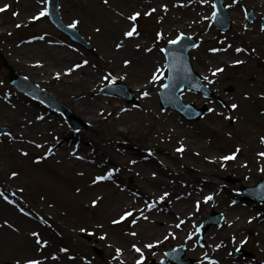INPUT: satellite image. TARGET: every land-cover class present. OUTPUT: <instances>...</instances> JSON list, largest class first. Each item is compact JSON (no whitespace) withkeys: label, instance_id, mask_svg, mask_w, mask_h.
Instances as JSON below:
<instances>
[{"label":"bare ground","instance_id":"bare-ground-1","mask_svg":"<svg viewBox=\"0 0 264 264\" xmlns=\"http://www.w3.org/2000/svg\"><path fill=\"white\" fill-rule=\"evenodd\" d=\"M36 1L0 0V8L8 5L7 8L16 13L9 20L0 19V33L17 25L41 20L31 19L40 12L34 10ZM126 1L108 0L105 3L104 0H64L62 10L65 7L68 11L72 6L86 10V17L99 20V17L104 16L109 20V26L102 27L92 22L94 19L83 23L98 25L101 33L96 34L97 44L102 52L96 62L73 70L70 74H66L69 68L64 64L74 56L62 50L56 42L47 41L48 38L42 32L43 25H40L38 32L32 34L28 40L11 37L6 39L5 44H14L17 47L11 46L14 53L19 54L16 59L17 66L24 68L35 83L43 84L54 80L55 91L76 108V112L84 121L97 130L102 129V135L89 132L64 133L59 129L55 116L41 114L36 105L24 103L23 99L18 98L21 96L0 87V122H10L14 129L8 138L0 141V190L5 191L9 198L16 202L9 204L0 198V245H12L2 253L9 252L8 249L12 248L21 251L22 255L32 252L31 248L37 243L36 237L31 233L36 232L39 233L41 241H47L46 245H50L49 249L52 251L50 253L54 254L56 251L53 247L61 245V240L67 239L73 233L70 245H88V241L92 240L101 245L97 249L102 251L103 247L110 252V257L114 260L111 264H128L136 252L133 244L138 247L152 244V248L158 250L163 239L180 240L185 237L187 232H184V229L179 232V228L184 224L187 225L190 221H195V217L201 218L217 209L223 213V219L204 236L208 245H239L244 230H252L258 241H264V207L257 206L252 201L237 199L236 194L233 195L226 184V180L234 175L243 183L258 178L264 172V156L259 155L264 153V81L258 77L255 67L260 59L258 54L264 50L261 46L264 38L258 35L260 30L256 27L250 28L238 20L233 22L236 31L246 30L249 33L245 38L248 47L241 53L236 51L240 49L238 43L232 40L219 42L217 45L226 51L225 53L212 52L209 50L210 39L202 38L204 46L194 50L190 56L196 71L205 76L206 71H215L221 65L226 68L240 65L245 66L250 74L248 73L246 82L241 85V80V86L236 89V115L229 117L218 107L212 106L209 108L212 111H208L205 117L196 124H189L182 122L171 112L158 108L155 91L159 80L153 82L152 76L157 69H162V57L154 38L126 37L124 33L128 28L121 29L117 25L119 21L114 17L116 8H120ZM162 1L166 2L167 6L176 7L188 0ZM191 1L192 6L175 8L178 10L175 14L169 8H164L161 12L169 20L181 16L182 13L189 14L192 19L187 26L206 29L207 23L202 15L205 6H196L201 0ZM229 1L232 2V9L228 13L233 18H237L240 4L250 6L256 11L264 6V0ZM105 6L115 8L112 10L111 19ZM107 19H100V22L105 23ZM183 28L185 29L184 26ZM210 30L207 29L206 33ZM117 44L121 46L117 47ZM126 60L129 61L128 64L124 63ZM56 73L61 74L59 78ZM109 73L111 76L105 79ZM109 79H124L138 98L137 106L121 105L95 94L97 83ZM144 92L149 94L144 96ZM180 97L201 103L198 97L184 90L181 91ZM101 123L104 125L100 126ZM146 130L151 131L150 135L144 140L141 139L143 144L133 147L129 140L140 139L141 133ZM242 142L247 148H243ZM117 145H120V152H113ZM166 145H169L174 153L165 149ZM181 145L183 150L178 152L177 149ZM227 151L230 155L235 153V158L223 160L222 157L229 156ZM37 157L52 173L60 175L61 172H70L68 184L76 193L73 201L90 213L91 225L94 228L91 233L97 234L95 239L92 236H87L88 239L78 238L77 231L65 221L58 220L57 216L53 218L55 227L45 236L40 235L41 222L49 217V210L33 193L20 191L19 177L11 175L15 170L21 173L24 169L26 172ZM5 158L10 161L9 166L5 163ZM11 160L14 161L13 164ZM115 169L118 171L112 172L111 179L93 183L97 176H104L109 170ZM128 174L136 178L133 185H127L122 178ZM12 193L16 195L12 196ZM164 193L168 195L159 200ZM148 196L150 200L146 203ZM209 196L211 199L206 200ZM93 201L96 203L93 204ZM136 202L139 208H136ZM153 202L155 206L151 210H144ZM20 207L28 214L20 212ZM155 207L162 208L161 212L166 211L161 224L151 223L143 218L151 214L155 219L164 217L161 213L154 214ZM133 208L137 210L132 218L136 223H132L131 219L125 229H110L113 220L120 219L125 211ZM141 210L143 216L140 215ZM167 218L170 219L166 220ZM5 221L8 224H5ZM177 224H180V227H176ZM101 236L105 238L100 239ZM94 245L90 247L93 252ZM37 248L36 253L41 254L39 257L33 259L31 254L21 263L38 260L44 264L49 256L42 252L43 247ZM118 248L122 252L114 259L113 257H117ZM0 250L2 251V247ZM191 250L196 252L194 247ZM207 250L201 256V264H209L206 257L217 264H227L219 248L212 246ZM64 255V258L69 259L67 254ZM1 260L5 262L3 257ZM12 261L17 263L16 260ZM64 264L72 262L64 261ZM254 264H264V260Z\"/></svg>","mask_w":264,"mask_h":264},{"label":"rangeland","instance_id":"rangeland-1","mask_svg":"<svg viewBox=\"0 0 264 264\" xmlns=\"http://www.w3.org/2000/svg\"><path fill=\"white\" fill-rule=\"evenodd\" d=\"M112 1V0H110ZM189 2V1H188ZM224 4L227 7V10H230V7L228 6L229 3H232L231 1H227V0H223ZM211 3L212 0H206V2L202 3L205 4V10H210L209 14L207 15V13H205L204 16H206V21L210 23V18H211ZM45 4L46 3H39L37 1V3L34 6V10L37 11H41L42 9L45 8ZM165 2L162 0H127L125 3L120 5V8H116V15L114 17L117 18L118 22V26L123 29V28H130L131 25L133 24V21H130L128 19L129 16H131L132 14L139 12L140 16L137 18V21L135 22L137 25V32L139 33V38H157L158 39V44L156 45V47L158 48L161 45L160 49H163V45L166 41L172 39L173 35L177 34V33H188L190 34V36H192L195 40H197V45H196V49L198 50L201 46H204L203 44L201 45V36H209L212 39V45H218V42L220 41H225V40H232V42L238 43L241 48L243 49H247L248 44L245 41V38L248 36V31H236V29L233 27V21L234 18H232V26L230 28L229 31L227 32H220L217 30H214L213 33H208V35L205 33V31L201 30V31H190V27H188L186 24L190 21V15L182 13L181 16H177L175 18H173V20H169L166 19L164 17L159 16L164 6ZM190 4H183V5H176V9H180V8H185ZM62 5H64V0H59V6L62 7ZM107 6V5H106ZM105 6V10H108L110 12V16L109 19H111V17L113 16L112 14V10L115 9H110V8H106ZM60 7V14L63 18V20L67 23H72L73 21H79L77 28L78 30L81 32V34H83L87 40L90 41L95 53H91V52H87L84 49H82L81 47H77L73 44H71L67 38H65L63 35H61V33H59L58 31H56L48 22L46 15L44 17H41V20H36V21H32L29 24L26 25H20V27H12L10 29H7L5 32H1L0 33V51L3 53L6 62L15 70L17 75H21L26 77L27 79L33 81L34 79H32L31 75L26 72V70H24V68L18 67L17 66V61L16 59H18V55L14 53V49L11 47L12 45L14 46V44H10L11 46H9L6 42V39L8 37L11 38H15V39H20V40H24L25 38H27L29 35L31 36L32 34L37 33V28L40 25H43L44 28L42 30L43 34H45V36L48 38L47 41H54L57 42L59 44L60 47H62V50H65L66 52L70 53L71 55L74 56V58L70 61H68L66 64H64L65 67L67 68H74V66L76 64H82L83 65V61L87 60L89 65L90 63H94L96 62L97 57L101 54V50L98 47V37L96 36V34H100V31H97V29L99 27L104 26H109L108 24V19L105 18L104 16H101L97 19L94 18H90V17H86L85 15L88 13L86 10L83 9H78V8H73L72 6L69 8L68 11L62 10V8ZM174 7L172 8V13L175 14L178 10H176ZM246 8V9H245ZM155 11H152V10ZM247 9H252L253 12H255L256 10H254L253 8H251L250 6L244 5L242 7L239 8V10H237V19L240 22H245L250 28H258L259 30H263L264 32V28L262 29L259 25L255 24L256 22H252V23H247L244 20V11ZM157 10V11H156ZM171 10V9H170ZM146 12H149L150 15H145ZM183 12V11H182ZM264 12V6L261 8V10L256 11L255 13L259 14ZM13 13H15V11L13 12L12 9L10 10H6L4 13L0 14V19L1 20H9L11 19L14 15ZM20 15V14H19ZM124 15V16H123ZM24 18V17H23ZM121 18V19H120ZM91 19H94V23L99 24L98 25H93L92 23L88 24H83L87 21H91ZM100 19H107V21L105 23H101ZM168 20L170 21L168 24ZM117 22V21H116ZM115 22V23H116ZM183 26L185 27V29L183 28ZM259 32L258 35H262L261 38H264V33L263 32ZM41 33V32H40ZM157 33H160V37H157ZM156 37H155V36ZM138 38V37H137ZM263 43V44H262ZM261 43V46L264 47V42ZM201 45V46H200ZM211 45V46H212ZM11 47V48H10ZM15 48H17L16 46H14ZM194 48V49H195ZM218 52H223V51H218ZM191 52L189 53V57H190ZM260 56V59H258L259 62L256 63V70H257V74L258 77H260L263 81H264V50L260 51V54H258ZM14 56V57H13ZM80 68H75V70L81 69L84 66ZM163 70H165L164 64H163ZM248 73L250 74V71L246 69V67L244 66H237L236 68H223L222 71L220 72H216L215 75H213V73H209V75H207V79H204V83L207 84L209 86V88L215 93L216 96H218L220 99L223 100V102L226 104H222L219 100H217L216 98L214 99H206L204 97H202V95L198 94V93H193L191 92V94H195L197 95L196 97L200 98H204L203 100V104L208 105L210 107V105H215L217 106L219 109H222V111L230 116V115H236V109L231 108L232 104H235L236 102H238V96L236 93V89L238 88V86L241 83V85H243L246 80H247V76ZM7 75V69L3 66H1L0 64V87H2L5 91L7 92H11V93H15V94H19L18 98L23 99L24 103H30V104H34L36 105L37 110L41 113V114H47V115H52L55 116L58 120V124H59V129L61 131H63L64 133L66 132H72L73 134H77L80 132H89L90 134H94V135H102V129H95V127H92V125L88 122H84L82 116L80 114H78V112H76V108L74 106H72L70 103H68L66 101V99L64 97H62L61 95H59L56 91H55V82L54 80H49L43 84H38L36 83V85H38L40 88H43L49 92L52 93V95L59 100L60 102H62L64 105H66L67 107H69V109L73 112V114L77 117H79L81 119V121H83L86 125L85 128L74 131L72 130L67 123L64 121V119L62 118V116L60 114H57L55 112H53L49 107L44 106L43 104H41L40 102H36L34 101L31 97L24 95L23 93H19L17 90H15L14 88H12L11 86H9L8 84L5 83V76ZM166 73L163 75L162 79H161V84L164 81ZM114 81H118V82H123L125 83V85L128 87L127 83L123 81V79H109V80H105L102 82H98L96 85V93L97 95L105 98V100L108 99H112L115 100V103L117 102L118 104L121 105H126V106H130V107H136L138 101L136 100L135 103H127L122 99L116 98V97H108V96H103L100 94L101 88L110 82H114ZM230 85L231 86V91L226 92L225 91V86ZM240 85V86H241ZM161 86V85H160ZM129 88V91L131 92V94L133 95V97L136 96L135 94H133V90ZM186 90V89H184ZM158 108L160 110H165V111H169L171 112L175 117H177L179 120H181L182 122L185 123H189V124H196L199 120L202 119V117H200L197 120H186L185 118H183L182 116H180L176 111H174L171 108H162L159 104L158 101ZM196 106H201L203 105L201 104H195V102L193 103ZM0 125H7L10 127V132L6 135H1L0 136V141L5 140L6 138H8L12 133H13V126L11 125L10 122H0ZM104 123H101L100 126H103ZM99 126V128H100ZM97 130V131H96ZM149 130L144 131V133H141V137L140 139H135V141L133 140H129L132 144L133 147H136L137 145H139V141L146 139L149 135H150ZM60 141V140H59ZM58 141V142H59ZM244 146V143H243ZM120 147V145L116 146V149H113V152H120V150L118 149ZM165 149L167 150H171L169 145L164 146ZM121 157L123 156V154L120 155ZM5 163L8 164L7 166L10 165V161L5 158ZM11 163L13 164L14 161L11 160ZM30 168L27 169L26 172H24V169H22L23 171L21 173H18V171H13L17 173V177H19L20 179V184H19V188L23 193H33V195L35 196V198H37L39 201H41L49 210V217L41 222V226H40V235L41 236H45L52 228L55 227L54 225V221L53 218L54 216H57L58 220H63L65 221L71 228H73L74 231H77V234H79L78 238H83V239H88L89 236H92L93 239H95V237L97 236L96 233H94L93 235H89L88 233H91V231H94L93 226L91 225V215L90 213H88L87 211L83 210L82 208H80L77 204L74 203L73 198H74V194L75 191L73 189L72 186H70L68 184V180L70 179V172H61L60 175L56 174L55 172L52 173L47 167L46 165L42 164V163H34L31 162V165L29 166ZM43 175V176H42ZM29 177L31 179H29ZM264 177V172L261 174V176L259 178H255L252 182H239L238 176H232L229 177L226 181H227V187L233 192V195L236 196L237 199H243V200H250L253 201L250 198H246L245 196H243L240 193V188L242 186H252L253 184H255L256 181H258L259 179ZM125 180V183L127 185H130L132 183L136 182V178L133 175H126L124 177H122ZM109 180V179H106ZM133 185V184H132ZM134 187V186H133ZM130 188V187H129ZM132 189V188H131ZM150 200V196L147 197V201L146 203H148ZM255 202L257 205H259V203L261 204L260 206L264 207V203L263 202H257V201H253ZM136 208H139V204L138 202H136ZM153 208V207H152ZM151 208V209H152ZM134 209V208H133ZM149 209V207L147 206L144 210H151ZM162 208L159 207H155V210L153 211L154 214H163L164 217H159L156 218L154 217V215H150L147 217V220L151 223H163V220L165 219L166 216V211L163 210L161 212ZM218 211V209L216 210ZM220 212V211H219ZM168 214V213H167ZM135 213H133L132 217H127L126 219L120 221L119 223H116L112 226H110V229H112L113 231L116 229H125L127 228L126 225H128L129 220H131L134 217ZM169 215V214H168ZM171 218V217H170ZM167 218L166 220L170 219ZM195 221H190L187 225L184 224L182 227L179 228V232H181L183 229L185 230L184 232H187V235L185 237H181V239H176V238H166L163 239L161 241V247L156 250L153 248H147V247H140L142 249L143 255L145 257L144 262L147 259L150 258H154L155 260L158 259L159 256H161L164 252L165 249L170 248L174 245H180V243H183L186 245V242H189L191 245L194 246V248L196 249V252H193L189 246L187 245V247L185 248V255L186 257H193L195 259V262L193 264H199L200 258L202 255H204L208 250V248L212 247L210 245H206V240L203 238V236H200L197 232H196V228L197 226L200 224V222L203 220L201 218H194ZM119 220V219H117ZM53 226V227H52ZM51 227V228H50ZM215 228L216 226H211L208 231L211 228ZM50 228V229H49ZM81 229H86V232H82ZM207 231V232H208ZM206 232V233H207ZM190 240H186V238L190 235L193 234ZM205 233V234H206ZM88 236V237H87ZM178 236V235H177ZM241 237L244 240V243L242 244V242L239 245H213L215 248H219L220 252L223 256L224 261L227 262V264H251V260L250 259H243L245 261L243 262H239L236 261L238 259L242 260L240 257L239 258H233L230 254V251L232 249H234L235 247L239 246V247H243L245 249H248L250 251H252L255 254V259L253 261L256 260H262L264 259V241L260 240L258 241L256 239V237L254 236V232L252 230H244V232L242 233ZM73 238V233L72 236H69L67 239H62L61 240V245H55L53 247V250L56 251L54 254H51L50 252H52L49 249L48 245H44L42 248V252L46 253L47 256H49V258H46V260L44 261V264H64L65 262H72V264H110L112 261L111 257H110V252L107 251V249H104L103 247L101 249H103L102 251L97 249V247H101V245L96 244L95 242H93L92 240L88 241V245H69L71 239ZM263 238H264V234H263ZM203 243L205 245H203ZM96 244V245H94ZM94 245V248H96L97 250L91 251L90 247H92ZM12 245H0V248L2 247V251L0 250V264H17L12 260H16L17 262H19V264H24L21 263V261L23 259L26 258V256H30L31 254H33V259L39 257L41 254H37L36 252H38V248L37 246L39 245H33V247L31 248L32 252H28L24 255H22L21 251H18V249L16 248H12V249H8L9 252L6 253H2L5 251V249L7 247H10ZM14 246V245H13ZM70 250H69V249ZM61 249H67V251H61ZM49 251V252H48ZM67 254L68 258H64ZM5 259V262H3L1 260V258ZM55 257V258H53ZM71 257V258H70ZM140 257V253L134 252L131 260L129 261L128 264H136V261L139 259ZM73 258V259H72ZM72 260V261H71ZM252 261V262H253ZM237 262V263H235ZM40 264H43L42 261L40 262Z\"/></svg>","mask_w":264,"mask_h":264},{"label":"snow or ice","instance_id":"snow-or-ice-1","mask_svg":"<svg viewBox=\"0 0 264 264\" xmlns=\"http://www.w3.org/2000/svg\"><path fill=\"white\" fill-rule=\"evenodd\" d=\"M38 2H39V3H45V0H38ZM104 2L107 3L108 0H104ZM189 2H191V0H189ZM204 2H206V0H201V3H204ZM7 7H8V5H5L3 8H0V12L5 11V10L7 9ZM212 7H213V8L216 7L215 2H213ZM152 11H155V10L153 9ZM47 14H48V9H47V8H44V9H42V10H41L36 16L31 17V19L36 20V19H39V18H41V17H44V16L47 15ZM13 15H16V13H13ZM145 15H150V13H149V12H146ZM212 15H213V18H215V17H216V12H213ZM139 16H140V13H139V12H136V13H134V14H132L131 16L128 17V19H129L130 21H133V24L131 25L130 30H129V31H126V32L124 33V35H125L126 37H132L134 34H135V35H139V33L137 32V25H136V23H135V22L137 21V18H138ZM78 23H79V21H73L70 25H68V27L75 29V28L77 27ZM17 27H20V25H17ZM97 31H99V29H97ZM160 35H161L160 33H157V37H158V38L160 37ZM183 36H184V34L181 33L180 35H178V36L176 37L175 40H171V41H169V43H170V44H179V43L182 42V38H183ZM40 39H43V37H40ZM120 46H121V45L117 44V47H120ZM193 46H195V45H193ZM137 47H139V46L137 45ZM149 51H150V49H149ZM161 51H165V50H164V49H161ZM212 51H217V49H212ZM236 51L239 52V51H241V49L238 48V49H236ZM124 63H125V64H128L129 61L126 60V61H124ZM236 63H241V62H240V61H236ZM86 64H88V61H87V60L83 61V65H86ZM83 65H82V64H76V65L74 66V68H69V69H67L66 74H70L75 68H80V67H82ZM169 67H171V65H170ZM220 71H222V69H216L215 72H213V75H215L216 72H220ZM163 74H164V70H163V69H157L156 72H155V73L153 74V76H152V81L155 82V81H158V80L162 79ZM60 75H61L60 73H56V77H57V78H59ZM109 76H111L110 73L108 74V76L105 77V79H108ZM205 79H207V77H205ZM162 87H164V88H168L169 85L164 84V85H162ZM148 94H149L148 92H144V93H143L144 96H147ZM231 108L235 109V108H237V105H236V104H232V105H231ZM209 111H212V109H209ZM262 141H264V138H262ZM37 147H40V145H37ZM182 150H183V145H181V147L177 149L178 152H180V151H182ZM24 155H27V153H24ZM259 155L264 156V153H260ZM234 158H235V153H233V154L230 155V156H224V157H222L223 160H229V159H234ZM133 163H135V161H133ZM113 171H118V169H115V170H109V172H108L106 175H104V176H97V177L95 178V180L93 181V183H96V182H98V181H102V180H106V179H111V178H112V172H113ZM262 171H264V169H262ZM11 175L14 177V176L17 175V173L13 172ZM11 195H12V196H15L16 194H15V193H12ZM167 195H168V193H164L163 196L159 197V200H163L164 197L167 196ZM0 198H3V200L6 201V202H8L9 204H15V203H16L15 200L10 199V198H9V195H7V194L5 193V191H3V190H0ZM210 199H211L210 196L206 198V200H210ZM95 203H96V201H93V204H95ZM197 203H199V202H197ZM234 203H235V202H234ZM17 206H18V205H17ZM154 206H155V202H153V204H151V205H148L149 209H151V208L154 207ZM19 211L22 212V213H25V209L22 208V207L19 208ZM135 211H137V210L132 209V210H127V211H125L124 214L120 217L119 220H113L112 223L116 224V223H119L120 221L124 220L126 217H132V216H133V213H134ZM25 214L27 215L28 213H25ZM140 215L143 216V211H142V210L140 211ZM143 218H144V219H147L146 216H143ZM131 222H132V223H136V220H135V219H132ZM181 223H183V221H181ZM5 224H8V222L5 221ZM9 226L11 227V225H9ZM176 227H180V224H177ZM81 231H82V232H86L87 230H86V229H81ZM197 231H198V229H197ZM88 234H89V235H92V233H88ZM131 234H132V235H136V233H131ZM194 234H195V233L190 234V235H189V239H191L192 235H194ZM31 235L34 236V237H36V243H37V245L43 247L44 245L47 244V241H41V240H40V238H39V233L33 232V233H31ZM104 238H105L104 236H101V237H100V239H104ZM132 247H133V249H134L137 253H140V257H139V259L136 261V264H144L145 257H144V255H143L142 249H141L140 247H138L137 245H135V244H133ZM145 247H147V248H152L153 245H152V244H147V245H145ZM61 251H67V249H61ZM121 252H122L121 249H119V248L116 249L117 257H113V258H114V259L118 258L119 254H120ZM53 258H55V257H53ZM70 258H71V257H70ZM206 259L209 260V264H217V262L214 261V260H211V258L206 257ZM17 264H19V262H17ZM25 264H40V261H38V260H28V261L25 262Z\"/></svg>","mask_w":264,"mask_h":264},{"label":"water","instance_id":"water-1","mask_svg":"<svg viewBox=\"0 0 264 264\" xmlns=\"http://www.w3.org/2000/svg\"><path fill=\"white\" fill-rule=\"evenodd\" d=\"M71 36L74 40L80 41V39L75 37L74 35L71 34ZM189 46L190 44L182 46V44L179 43V44H172L169 47V49L174 53V56L170 60L171 76L174 77V79L177 80L178 83L172 88V94L170 96L172 97V99L170 102H168V104L174 105L175 107L178 108H182L183 106L179 105L178 100L176 98V92L183 84H188L187 82L190 80V71L185 57V52ZM197 89L202 91L204 90L201 87H197ZM125 97L129 98L128 96ZM68 119L73 121V117L69 114H68Z\"/></svg>","mask_w":264,"mask_h":264}]
</instances>
